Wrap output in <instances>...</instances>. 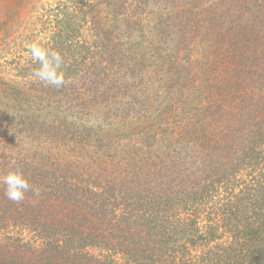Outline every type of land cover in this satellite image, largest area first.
Returning a JSON list of instances; mask_svg holds the SVG:
<instances>
[{"label": "trees", "instance_id": "trees-1", "mask_svg": "<svg viewBox=\"0 0 264 264\" xmlns=\"http://www.w3.org/2000/svg\"><path fill=\"white\" fill-rule=\"evenodd\" d=\"M66 83L33 79L30 46ZM0 264H264V0H15L0 19Z\"/></svg>", "mask_w": 264, "mask_h": 264}, {"label": "clouds", "instance_id": "clouds-1", "mask_svg": "<svg viewBox=\"0 0 264 264\" xmlns=\"http://www.w3.org/2000/svg\"><path fill=\"white\" fill-rule=\"evenodd\" d=\"M29 56L32 62L38 65L31 72L33 79L42 82L45 86L59 88L65 85L63 71L65 61L59 51L33 44L30 46ZM0 186L3 187L4 196L14 203L22 202L28 192L39 194V190L33 187L24 173L16 168L0 174Z\"/></svg>", "mask_w": 264, "mask_h": 264}, {"label": "rangeland", "instance_id": "rangeland-1", "mask_svg": "<svg viewBox=\"0 0 264 264\" xmlns=\"http://www.w3.org/2000/svg\"><path fill=\"white\" fill-rule=\"evenodd\" d=\"M46 2V0H41ZM15 8V0H0V19L11 13Z\"/></svg>", "mask_w": 264, "mask_h": 264}]
</instances>
